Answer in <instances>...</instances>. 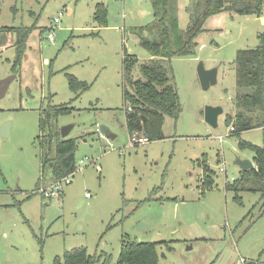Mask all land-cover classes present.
Returning a JSON list of instances; mask_svg holds the SVG:
<instances>
[{
  "label": "rangeland",
  "instance_id": "374dc122",
  "mask_svg": "<svg viewBox=\"0 0 264 264\" xmlns=\"http://www.w3.org/2000/svg\"><path fill=\"white\" fill-rule=\"evenodd\" d=\"M97 4L107 9L105 27L93 20ZM206 4L177 0L180 27ZM152 21L151 0H0V27L32 29L19 63L15 35L0 36V79L15 75L0 99V128L9 123L8 137L0 136V264L63 263L65 252L80 247L97 264H115L122 239L157 243L159 264H264V199L248 191L235 199L225 189L239 175L235 160L253 157L239 142L264 146L263 128L235 134L225 123L238 112L234 60L259 44L264 6L261 18L222 11L206 19L194 54L170 60L178 118L164 117L162 139L134 146L122 59L124 52L138 64L150 58L134 28ZM199 63L217 70L207 90ZM67 75L87 88L76 96ZM133 76L140 78L138 67ZM68 103L73 111L51 118V129L75 141V170L60 198L44 199L34 194L41 154L51 158L56 141L50 154L40 149L39 114ZM206 106L222 108L214 127L204 120ZM64 126L71 127L65 138ZM101 126L114 138L103 140ZM205 165L213 188L202 185ZM51 178L46 168L42 186Z\"/></svg>",
  "mask_w": 264,
  "mask_h": 264
},
{
  "label": "trees",
  "instance_id": "16d2710c",
  "mask_svg": "<svg viewBox=\"0 0 264 264\" xmlns=\"http://www.w3.org/2000/svg\"><path fill=\"white\" fill-rule=\"evenodd\" d=\"M206 2V10L193 17L187 28L182 29L179 25L177 0H151L153 21L145 27L134 28L139 46L148 52L150 58L138 64L137 58L133 55L125 52L123 55L122 96L129 136L137 133L150 141L160 140L163 138L164 117L167 115L174 120L178 118L181 108L170 60L173 57L194 54L197 46L195 39L203 32L208 17L229 11L260 18L264 6V0H206ZM106 15L105 6L97 4L93 20L99 26L105 27ZM7 31L12 32L16 37L14 47L17 51L16 62L19 63L32 29L0 27V36ZM258 39L259 44L254 49L240 51L234 60L238 91L250 88L251 92L249 95L240 92L235 105L238 112L233 116H225V123L233 127L231 133L240 134L255 128L264 129V32L258 35ZM136 67L140 73V78L137 79L133 76ZM67 76L69 88L76 92V96L79 90L87 88L84 82L78 81L72 75ZM70 104L48 106L39 114L40 134L36 137V142L40 149L47 146L48 154L51 152L50 143L54 140L56 144L51 158L42 150L40 177L34 194L43 185V173L46 168H49L51 173L50 183L72 174L75 170V141L62 140L58 130L51 129V118L71 113L73 109ZM239 148L253 153L254 167L247 171L240 170L238 177L227 183L225 189L232 191L235 199H239V193L244 191L257 192L264 199V146L259 147L240 141ZM214 176V172L208 166H203L201 181L204 188H213ZM157 246V243L122 239L115 264H159ZM98 261L95 256L89 255L85 248L80 247L65 252L63 263L56 259L55 264H97Z\"/></svg>",
  "mask_w": 264,
  "mask_h": 264
},
{
  "label": "water",
  "instance_id": "95a60500",
  "mask_svg": "<svg viewBox=\"0 0 264 264\" xmlns=\"http://www.w3.org/2000/svg\"><path fill=\"white\" fill-rule=\"evenodd\" d=\"M197 74L200 81L201 88L207 90L210 86L216 83L217 79V70L215 68L205 69L202 63H199L197 66ZM15 78V75H11L5 78L0 79V99L6 94V91L9 87L11 81ZM242 94L249 95L251 92L250 88H243L240 90ZM222 114V108L219 106H206L204 108V120L211 126L217 125V118ZM70 126H64L61 128L60 133L63 138H65L70 132ZM99 132L102 135H107L109 138L113 139L114 136L108 133L106 127L101 126ZM9 135V123H5L0 128V136L8 137ZM235 165H237L241 171H247L254 167L253 163L250 160H241L237 158L235 160Z\"/></svg>",
  "mask_w": 264,
  "mask_h": 264
},
{
  "label": "built area",
  "instance_id": "2783aa9c",
  "mask_svg": "<svg viewBox=\"0 0 264 264\" xmlns=\"http://www.w3.org/2000/svg\"><path fill=\"white\" fill-rule=\"evenodd\" d=\"M62 14L59 13L58 17L54 18V23H58L59 22V17ZM230 131H233V127L230 126ZM100 135L103 137V140H107L108 138H106L105 135H102L100 133ZM130 138V143L131 145H144L146 143H148V139L142 135H139L137 133H134L132 135L129 136ZM73 174V173H72ZM72 174H69L68 176L60 179V180H56L51 182L49 185L47 186H42L37 190V194L39 193L44 199H58L61 197L62 193H63V189L66 185L70 184V177L72 176ZM87 196V194H86Z\"/></svg>",
  "mask_w": 264,
  "mask_h": 264
},
{
  "label": "crops",
  "instance_id": "0c3cea01",
  "mask_svg": "<svg viewBox=\"0 0 264 264\" xmlns=\"http://www.w3.org/2000/svg\"><path fill=\"white\" fill-rule=\"evenodd\" d=\"M261 18V17H260ZM261 20V22H263V19H260ZM252 163H253V161L252 160H250ZM254 165V164H253ZM86 196V195H85Z\"/></svg>",
  "mask_w": 264,
  "mask_h": 264
}]
</instances>
